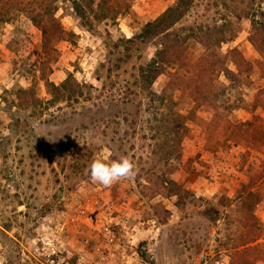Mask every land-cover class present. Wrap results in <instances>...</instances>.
<instances>
[{"label":"rangeland","instance_id":"rangeland-1","mask_svg":"<svg viewBox=\"0 0 264 264\" xmlns=\"http://www.w3.org/2000/svg\"><path fill=\"white\" fill-rule=\"evenodd\" d=\"M177 1L0 0V264H264V0Z\"/></svg>","mask_w":264,"mask_h":264},{"label":"trees","instance_id":"trees-1","mask_svg":"<svg viewBox=\"0 0 264 264\" xmlns=\"http://www.w3.org/2000/svg\"><path fill=\"white\" fill-rule=\"evenodd\" d=\"M194 0H178L176 4L172 7H170L168 10H166L160 17L157 19L150 21L143 29V31L136 36V41L139 38H149L153 34L165 31L169 28V25L177 21L178 18H180L186 8L190 6L193 3ZM254 31L255 34L259 32V27H257V20H254ZM45 36L48 37V32L46 29H43ZM130 41H135L131 38H129ZM167 47L165 48V51H161L159 53L160 58H154L148 65L150 68V73H152L153 77H157L160 73H162V63L164 61V56L166 53ZM144 78L147 77L146 75H143ZM83 87V84L79 82L74 77H69L61 86L56 85L54 83H51V87L53 90H58L60 93L68 92L71 96L76 94V92L79 90L80 87Z\"/></svg>","mask_w":264,"mask_h":264},{"label":"clouds","instance_id":"clouds-1","mask_svg":"<svg viewBox=\"0 0 264 264\" xmlns=\"http://www.w3.org/2000/svg\"><path fill=\"white\" fill-rule=\"evenodd\" d=\"M89 172L93 182L105 187L112 186L121 180L131 179L136 174L134 163L127 157L113 160L111 163L95 159L91 163Z\"/></svg>","mask_w":264,"mask_h":264},{"label":"built area","instance_id":"built-area-1","mask_svg":"<svg viewBox=\"0 0 264 264\" xmlns=\"http://www.w3.org/2000/svg\"><path fill=\"white\" fill-rule=\"evenodd\" d=\"M95 248L97 256L90 264H136L126 256L124 237L113 228H106Z\"/></svg>","mask_w":264,"mask_h":264}]
</instances>
